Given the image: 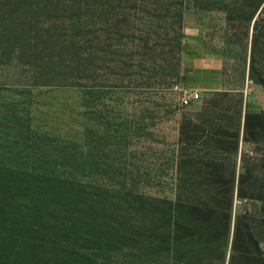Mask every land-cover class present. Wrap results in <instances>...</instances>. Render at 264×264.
<instances>
[{"label": "rangeland", "instance_id": "rangeland-1", "mask_svg": "<svg viewBox=\"0 0 264 264\" xmlns=\"http://www.w3.org/2000/svg\"><path fill=\"white\" fill-rule=\"evenodd\" d=\"M260 1L0 0V165L110 189L130 219L142 208L137 195L174 200L180 168L195 173L196 184L212 183L206 174L220 164L208 155L216 150L194 125L208 109L225 118L236 112L234 93H215L241 84L246 64L236 56L259 17L247 38L244 14ZM223 47L226 78L205 63ZM176 84L200 100L181 107ZM244 95L249 112L264 111L260 86L247 79ZM238 146L236 188L257 194L264 163L255 150L264 154V140L256 147L241 132ZM243 202L235 213L264 209V200ZM117 258L130 262L123 250Z\"/></svg>", "mask_w": 264, "mask_h": 264}, {"label": "trees", "instance_id": "trees-1", "mask_svg": "<svg viewBox=\"0 0 264 264\" xmlns=\"http://www.w3.org/2000/svg\"><path fill=\"white\" fill-rule=\"evenodd\" d=\"M263 1L244 14L247 38L259 17L250 42L236 56L246 64L241 84L215 93L224 100L234 93L236 112L225 118L208 109L204 122L194 125L199 140L207 139L203 145L216 150L208 155L220 164L206 174L212 183L196 184V174L180 168L174 200L137 195L142 208L130 219L116 210L119 195L110 189L73 174L0 165V264H117L122 250L128 264H264V209L259 215L248 209L235 213L246 199L264 200V185L249 195L242 183L235 184L241 132L256 147L264 140V111L249 112L244 95L247 79L264 95ZM225 49L220 55L226 78ZM255 155L264 163L263 153L255 150Z\"/></svg>", "mask_w": 264, "mask_h": 264}, {"label": "built area", "instance_id": "built-area-1", "mask_svg": "<svg viewBox=\"0 0 264 264\" xmlns=\"http://www.w3.org/2000/svg\"><path fill=\"white\" fill-rule=\"evenodd\" d=\"M173 92L177 97L179 105L184 108L200 100L199 92L186 88L180 84H176L173 87Z\"/></svg>", "mask_w": 264, "mask_h": 264}, {"label": "crops", "instance_id": "crops-1", "mask_svg": "<svg viewBox=\"0 0 264 264\" xmlns=\"http://www.w3.org/2000/svg\"><path fill=\"white\" fill-rule=\"evenodd\" d=\"M205 63H208L207 64L208 67H212L217 70H220L223 66V61L221 58H216L215 61L208 60V61H205ZM210 90L217 91L218 89L215 87V88H210Z\"/></svg>", "mask_w": 264, "mask_h": 264}]
</instances>
